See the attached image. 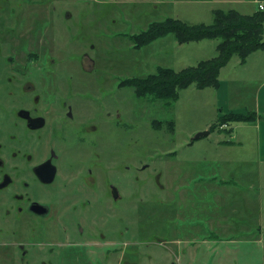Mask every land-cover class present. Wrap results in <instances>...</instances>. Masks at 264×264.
<instances>
[{
    "label": "rangeland",
    "instance_id": "obj_1",
    "mask_svg": "<svg viewBox=\"0 0 264 264\" xmlns=\"http://www.w3.org/2000/svg\"><path fill=\"white\" fill-rule=\"evenodd\" d=\"M242 1V9L223 0H77L65 4L73 19L56 26L63 51L55 58H61L63 67L75 71L77 77L91 75L98 85L109 88L110 101L136 140L132 150L142 147L147 162L153 160L157 170L158 178L151 175L152 168L143 171L145 184L133 176L130 179L131 247L128 261L119 263L116 255L114 264H264V49L251 54L245 63L234 55L221 69L220 87L191 84L179 91L175 101L139 97L134 88L120 85L154 74L159 67L179 72L213 59L221 40L180 44L170 33L135 48L132 35L154 22L177 19L175 11L186 18L188 22L181 20L186 24L210 25L218 10L240 9L248 15L258 10L253 0ZM230 112L256 118L210 131L221 115ZM202 131L210 133L193 139ZM230 161L233 165L223 168ZM220 180L226 186L222 190ZM241 217L244 221H239ZM219 224L237 229L225 235ZM215 234L219 235L216 239Z\"/></svg>",
    "mask_w": 264,
    "mask_h": 264
},
{
    "label": "flooded vegetation",
    "instance_id": "obj_2",
    "mask_svg": "<svg viewBox=\"0 0 264 264\" xmlns=\"http://www.w3.org/2000/svg\"><path fill=\"white\" fill-rule=\"evenodd\" d=\"M76 1L0 0V264L125 263L130 179L157 177L109 88L55 58Z\"/></svg>",
    "mask_w": 264,
    "mask_h": 264
},
{
    "label": "trees",
    "instance_id": "obj_3",
    "mask_svg": "<svg viewBox=\"0 0 264 264\" xmlns=\"http://www.w3.org/2000/svg\"><path fill=\"white\" fill-rule=\"evenodd\" d=\"M214 22L210 25H189L179 19L167 18L154 22L139 34L131 36L135 48L144 47L159 37L173 33L180 44L202 39H221L217 46L218 55L202 61L194 67L182 71L159 67L154 74L128 79L124 85L134 88L139 97H150L154 100L175 101L179 91L195 84L198 88L221 85L220 72L234 55L242 63L248 57L264 49V10L242 14L235 9L215 12ZM255 115L235 112L221 115L218 123L210 131L231 122L253 121ZM227 126V125H225Z\"/></svg>",
    "mask_w": 264,
    "mask_h": 264
},
{
    "label": "crops",
    "instance_id": "obj_4",
    "mask_svg": "<svg viewBox=\"0 0 264 264\" xmlns=\"http://www.w3.org/2000/svg\"><path fill=\"white\" fill-rule=\"evenodd\" d=\"M208 1H211V0H204V2H208ZM157 2V1H156ZM176 2V1H175ZM202 2H203V0H202ZM223 2H225V3H235V4H237V5H239L240 6V8L242 9L243 7H242V5H243V2H245V1H242V0H234V1H232V0H223ZM236 10V9H235ZM237 11H239L240 13H242V14H245L242 10H237ZM255 11H253L252 13H254ZM196 13H198L197 11H196ZM173 17H175V18H177V19H179V20H183V21H186V22H188L187 20H186V18H184V16H181V15H179V14H177L176 13V11L174 12V14H173ZM209 127L210 126H208L206 129L208 130L209 129ZM205 129V130H206ZM227 163H231L230 164V166L231 165H233V162L232 161H230V162H226L225 164H224V166H223V168H226L228 165H226ZM220 182H222V183H220V189L222 190V189H224L226 186H225V184H223V181L222 180H220ZM234 201L236 202V203H238L239 201H240V199H239V196H238V194H235L234 193ZM234 201H232V202H234ZM179 204V203H178ZM239 221H244V219L241 217L240 218V220ZM213 223V221L211 220V224ZM219 227L220 228H222L223 229V231H224V233H226L225 235H231V234H229V233H232V232H234L236 229H237V226L235 225L234 226V230L232 231L231 229H232V227L230 226V225H226V227H223V226H221V224H219ZM211 230H212V227L210 228ZM211 235H212V233H211ZM219 237V235H217V234H215V239L216 238H218Z\"/></svg>",
    "mask_w": 264,
    "mask_h": 264
},
{
    "label": "built area",
    "instance_id": "obj_5",
    "mask_svg": "<svg viewBox=\"0 0 264 264\" xmlns=\"http://www.w3.org/2000/svg\"><path fill=\"white\" fill-rule=\"evenodd\" d=\"M255 4H257L258 9L264 10V0H253Z\"/></svg>",
    "mask_w": 264,
    "mask_h": 264
},
{
    "label": "water",
    "instance_id": "obj_6",
    "mask_svg": "<svg viewBox=\"0 0 264 264\" xmlns=\"http://www.w3.org/2000/svg\"><path fill=\"white\" fill-rule=\"evenodd\" d=\"M209 131H202V132H199L195 135V137L193 139H199L200 137H203V136H207L209 135Z\"/></svg>",
    "mask_w": 264,
    "mask_h": 264
}]
</instances>
